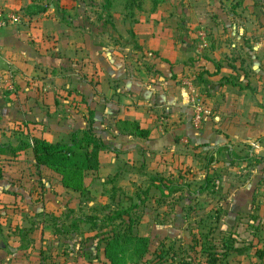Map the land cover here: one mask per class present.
<instances>
[{
    "label": "rangeland",
    "instance_id": "1",
    "mask_svg": "<svg viewBox=\"0 0 264 264\" xmlns=\"http://www.w3.org/2000/svg\"><path fill=\"white\" fill-rule=\"evenodd\" d=\"M171 1L166 0L162 4L160 1L161 5L154 8L153 0H44L43 2L50 9L47 11L45 20L43 18L39 20H42V25L44 24V31L50 34L42 35L41 41L37 44L39 47L45 44L48 55L62 63L58 62V67L52 72L50 68L39 65L32 76L26 77L27 81L21 87H16L17 90L13 87V94L20 92L16 100L23 98L22 91L31 90L33 97L30 104L38 99L42 104L45 117L40 115L26 119L31 122L30 125H24L26 122L17 118L8 123L0 121V145L17 146L20 140L28 141L32 136L46 138L53 143L68 142L73 131L86 127L89 116L88 103L81 97L68 94L72 87L68 86L69 80L66 79L67 71L66 63H64L66 23L73 24L74 46L81 45L83 33H86L89 38L88 46L96 47L102 44L107 47V52L111 55L113 51L109 50L108 46H115L119 48V54L128 55L129 52L125 51L127 46L135 50L138 47L136 33L139 31L150 29L153 25L162 29H177L179 23L167 17L169 13L172 15L177 13L178 5L173 8ZM217 1H219V9H223V12L228 14L231 13L232 8L227 6L224 9L220 6L226 5L230 0ZM234 1L247 3L243 11L249 17L247 29H255L258 26L261 28L264 22V0ZM177 2L178 0H173L175 5ZM107 3L111 4L108 9ZM59 12L61 14L64 12L65 17ZM14 13L22 14L19 11ZM152 14H160L158 16L160 20L150 22ZM58 15H60V22L63 23L62 26L56 19ZM70 55L73 57L74 71L72 73L78 80L83 76L82 66L85 65V61L92 66L97 61L95 53L84 58H81L83 54L80 53ZM144 63L149 62L144 60ZM93 69L95 67H92L91 72L84 77L94 75ZM50 78L53 80H48ZM51 81H54L52 85H50ZM55 94L58 98L54 97ZM54 98L57 105L52 104L49 108L47 104L54 103ZM204 106L208 109L205 103ZM25 110L32 112L27 105ZM133 143L136 142L128 145H134ZM166 151L158 154L159 156L153 161L148 160L144 164L140 162L139 152L102 153L100 170L89 174L87 178L89 192L86 196L64 189L56 174L35 165L32 153H22L18 158H14L9 152H0L2 175L0 178V222L5 226H11L13 235L19 236L25 231H30L29 237H32L36 243H41L42 246L45 242L46 245L44 244L41 250H43V258L48 260L46 263L49 264H108L103 256L101 243L103 232L99 229L102 225L94 228L85 224L83 219L89 216L103 219L118 208H128L136 203H140L138 210L132 212V217L139 222L135 228L136 233L141 237L149 238L151 242L148 261L155 259V252L159 250L162 243L166 246L176 245V247L183 245L185 252L181 256H190L192 252L188 247L193 232L198 235L203 233L207 235L211 226L216 228L213 235L209 234L215 242L220 241L222 236L233 235L237 247L259 244V247L263 249L264 187L262 189V186L264 185L260 186L257 178H254L250 183L247 201L241 200L243 198L240 196V191L249 172H242L241 169L235 171V167L242 166L241 163L232 165L228 163L227 157H221L219 163L214 166L212 174L220 179L218 196L215 198L203 196L199 200H192L186 193L173 196L161 194L155 185L152 186L150 176L158 173L167 174L171 170L169 165L171 163L177 165L179 161H186L190 164L193 170L188 178V181L192 183L191 191L197 190L196 184L203 175V164L192 157L200 152L195 151L192 146L174 150L175 156ZM236 151L240 152L238 148ZM184 154L187 156L185 159ZM175 174L177 175L176 172ZM256 189L258 193L255 192ZM146 190L149 191L148 197L142 193ZM139 192L142 194L141 202L137 197ZM238 201L244 202V205L242 208L239 207L240 210L236 213L234 208ZM185 205H191L196 210L184 211ZM217 206L221 211V219L219 224L215 225L211 210ZM59 230L67 231L68 234H62ZM10 246L15 249L19 248L20 244L12 241ZM253 252L252 250L251 253ZM228 264H264V260H259L253 254L247 256L233 254Z\"/></svg>",
    "mask_w": 264,
    "mask_h": 264
},
{
    "label": "crops",
    "instance_id": "2",
    "mask_svg": "<svg viewBox=\"0 0 264 264\" xmlns=\"http://www.w3.org/2000/svg\"><path fill=\"white\" fill-rule=\"evenodd\" d=\"M33 1L0 0V5L6 11L22 13V9ZM171 4L173 8L178 5L177 13L166 16L179 23L177 29L153 25L139 31L136 33L138 47L135 50L127 46L128 55L119 54V48L115 46H108L113 55L102 44L88 46L86 33H83L81 45L74 46L73 24L66 23L64 63L68 86L72 87L68 94L88 103L94 132L110 147L108 151L139 152L143 164L153 161L163 151L175 156L174 150L201 144L214 148L226 145L234 155L260 159L261 164L257 166L248 161L235 167V171L249 172L247 177L244 175L246 178L240 191L241 200L247 201L254 178L260 186L264 185V22L261 28L247 29L249 17L243 12L247 3L242 1L230 0L226 5L221 4V8H232L229 14L219 9L217 0H178L176 5L172 0ZM46 14L32 19L21 14L19 25L0 32L1 122L8 123L17 118L26 122L24 125H30L26 119L45 117L38 99L30 104L31 90L22 91L23 98L18 100L20 92L16 95L12 91L13 87L16 90L21 87L39 65L52 72L58 62L62 63L48 55L45 44L40 47L37 44L42 35L50 34L44 31V24L39 20H45ZM158 16L160 14H152L150 22L160 20ZM59 17L56 19L62 26ZM54 32L56 35L57 30ZM77 53L83 54L81 58L97 55L94 66L85 61L79 80L72 73L73 57L70 55ZM92 67H95L94 75L84 77ZM199 75L207 84L198 82ZM188 79L192 80L198 98L209 109V116L201 125L194 122L190 93L185 85ZM54 97L58 98L56 94ZM55 98L54 103H46L49 108L52 104L57 105ZM26 105L32 112L25 110ZM88 119L89 116L87 125ZM120 121L138 122L150 131L151 138L142 140L121 134ZM131 142L136 143L128 145ZM183 157L187 158L186 154ZM255 192L258 193V189ZM243 205L244 202H236V213ZM29 236L13 235L11 226L0 222V264H42L41 248L46 243L41 246ZM12 241L20 244L19 248L11 247Z\"/></svg>",
    "mask_w": 264,
    "mask_h": 264
},
{
    "label": "trees",
    "instance_id": "3",
    "mask_svg": "<svg viewBox=\"0 0 264 264\" xmlns=\"http://www.w3.org/2000/svg\"><path fill=\"white\" fill-rule=\"evenodd\" d=\"M43 1L34 0L30 5L23 8V16L32 19L46 14L50 7ZM160 1L162 0H153L154 8L160 4ZM110 6L111 4L107 3L106 8L108 9ZM59 14L63 16L64 12L62 14L59 12ZM197 79L199 83L207 84V81L202 79L201 75ZM89 113L87 127L73 131L68 142L53 143L42 137L32 136L28 141L20 140L17 146H5L1 144L0 152H9L14 158H18L22 153H32L35 165L38 168H46L56 174L60 178V184L64 189L81 196H86L89 192V185L87 184L89 174L97 173L100 170L101 154L110 150V147L96 136L93 128V115L91 112ZM118 129L121 134L126 136L142 140H149L151 138L150 131L143 129L138 122L120 121ZM193 149L200 152L192 155L193 159L203 164L202 179L196 184L197 190L195 192L191 191L192 183L188 181L193 170L186 161H179L177 165H174V163L169 164L171 170L167 174L158 173L150 176L152 186L155 185L161 194L166 193L169 196L186 193V195L189 194L191 196L192 200H199L203 196L215 198L218 196V183L220 179L215 174H212L214 173V166L219 163L221 157H228L229 163L232 165L248 161L255 162L253 165L256 166L261 164L260 159L253 160L249 155L246 157L234 155L230 147L226 145L212 148L208 144H201ZM1 176L0 171V178ZM148 192L146 190L142 193L148 197ZM137 197L140 200L142 194L139 192ZM139 204H133L128 208H118L117 211L106 215L103 219L96 216H89L83 219L85 224L91 225L94 228L102 225L99 229L103 232L101 243L103 244V256L106 263L228 264L233 254L238 256L253 254L259 260H264V248L261 249L259 244L237 247L236 239L233 235L222 236L220 241L215 242L209 236V234L213 235L216 232V228L211 226L207 235H204V233L198 235L193 232L188 247L192 252L190 256H181L185 252L183 245L176 247V245L166 246L165 243H162L159 250L155 252V259L148 261L151 242L149 238L141 237L136 233L135 228L139 222L132 217V212L138 210ZM183 209L187 212L193 209L196 210L191 205H185ZM211 211L214 214L212 218L215 220V225L219 224L221 219L220 208L217 206ZM59 231L62 234L67 233V231ZM30 233V231H25L23 234L26 236ZM252 250L254 251L253 253H251ZM46 262L48 261L42 257V264H49Z\"/></svg>",
    "mask_w": 264,
    "mask_h": 264
},
{
    "label": "built area",
    "instance_id": "4",
    "mask_svg": "<svg viewBox=\"0 0 264 264\" xmlns=\"http://www.w3.org/2000/svg\"><path fill=\"white\" fill-rule=\"evenodd\" d=\"M21 21V15H19L18 13L6 11L0 6V32L8 27L19 25ZM185 85L188 87L190 93V103L194 110V122L196 125H201L205 118L209 116V110L198 98L192 80L188 79L185 82Z\"/></svg>",
    "mask_w": 264,
    "mask_h": 264
}]
</instances>
